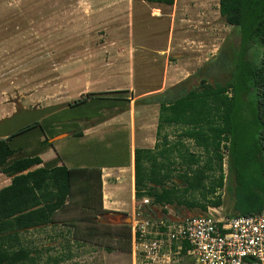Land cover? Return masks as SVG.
I'll return each mask as SVG.
<instances>
[{"label":"rangeland","instance_id":"374dc122","mask_svg":"<svg viewBox=\"0 0 264 264\" xmlns=\"http://www.w3.org/2000/svg\"><path fill=\"white\" fill-rule=\"evenodd\" d=\"M239 40L238 28L221 16L219 0H176L174 5L143 0H0V119L15 112L18 104L42 107L72 102L88 92L130 89L124 94L134 96L126 112L129 117L122 119L134 121L132 144L150 148L157 139L159 104L135 101L136 98L163 92L180 82L183 87L193 88L200 85L203 77L211 83L226 82L231 75L222 69L224 56L217 66L211 61L217 60L221 51L226 54L231 43ZM94 103L102 104L99 100ZM88 106L64 107L41 123L63 121L69 125L66 129H78ZM118 109H108L106 114L116 115L120 113ZM106 128L85 138L74 135L69 140H58L56 151L66 164L71 161L78 165L82 160L119 162L126 158L124 127ZM52 131L60 130L56 126ZM165 131L176 141L181 128L168 127ZM42 136L36 127L10 142L21 149V154L30 155L40 149ZM184 142L192 151L199 150L193 140L186 138ZM10 182L11 178L0 172V189ZM119 182L124 189L121 201L128 210L109 209L110 213L98 218L103 224L118 227L125 223V216L133 214L132 182L125 176ZM221 193L225 205L209 207L207 212L215 208L225 215L232 202L223 190ZM110 201L109 196L108 206ZM140 201L136 200V204ZM150 211L151 215H169L173 219L201 213L172 205L153 206ZM68 229L35 228L23 233V240L43 249L40 264H142L139 259L135 262L132 250L109 252V238L77 244ZM68 236L69 246L65 239ZM68 253L71 257H65ZM57 257L63 259L57 261Z\"/></svg>","mask_w":264,"mask_h":264},{"label":"trees","instance_id":"16d2710c","mask_svg":"<svg viewBox=\"0 0 264 264\" xmlns=\"http://www.w3.org/2000/svg\"><path fill=\"white\" fill-rule=\"evenodd\" d=\"M143 1L174 5L176 0ZM219 9L226 23L238 28L241 44H233L231 54L221 51L211 64L217 66L224 56L222 69L231 76L224 83L203 77L193 88L180 82L143 98L144 103L159 104V118L154 148L135 149V197L149 196L154 205L185 206L206 213L209 207L225 205L223 190L232 202L225 216L233 217L264 209V0H219ZM130 91L88 92L70 106L89 105L82 115L86 128L115 114L107 115L108 109L128 110L134 96L124 94ZM56 126L83 135V127L71 130L63 121L43 125L40 120L0 139V172L11 178L0 189V264H40L43 249L25 244L23 233L49 226H67L77 244L109 238V252L132 250L131 224L119 228L98 220L111 212L104 207L101 167H69L60 163L61 156L45 163L40 150L24 155L10 142L38 127L45 136L41 149L54 147L50 139L60 133L52 131ZM168 127L181 128L178 140L169 138ZM186 138L199 150L192 151ZM69 236L65 238L68 246Z\"/></svg>","mask_w":264,"mask_h":264},{"label":"built area","instance_id":"2783aa9c","mask_svg":"<svg viewBox=\"0 0 264 264\" xmlns=\"http://www.w3.org/2000/svg\"><path fill=\"white\" fill-rule=\"evenodd\" d=\"M224 161L227 172V160ZM152 202L151 197H143L132 214L135 262L264 264V209L230 217L212 208L206 213L173 219L169 215H151L149 209L157 206Z\"/></svg>","mask_w":264,"mask_h":264},{"label":"crops","instance_id":"0c3cea01","mask_svg":"<svg viewBox=\"0 0 264 264\" xmlns=\"http://www.w3.org/2000/svg\"><path fill=\"white\" fill-rule=\"evenodd\" d=\"M159 93V92H157ZM156 94V93H155ZM147 95H153V94H147ZM144 97H141L139 95V98L137 97L135 101H138L140 99H143ZM150 106V105H145V107ZM131 108V107H130ZM129 108V109H130ZM126 110L123 111L122 113H117L116 115H113L111 117H109L108 119L101 121L93 126H89V127H84L82 132L83 135L80 136L82 138L88 137L92 134H97L100 132V130L105 129L106 127H110L113 125L116 126H123L124 131H125V137L127 139V147H126V158H124L123 160L119 161V162H112V161H100V162H86V161H79L78 165H73L71 164L72 162L70 161L69 163H65V161H60V163H65L67 166L71 167V166H84V167H93V166H98L102 168L103 171V192H104V207L110 210H119L121 212L123 211H127L128 208L125 207L124 205L126 204L124 201H121V194L123 193L122 190H124L123 188H121V184L120 182L118 183V180H120V178L123 176H125V178H129L132 182V187H133V203L131 205V210L134 211L135 206H136V197H135V149H136V145L132 144L133 142L130 141L131 138V126L132 123L134 122L133 120H131L130 118L125 121L122 118L126 115V112H129L130 110ZM129 117V116H127ZM158 118H159V111H158ZM83 125L85 126V124L82 123L80 124V126L78 127V129L76 130H81L83 127ZM158 125V122H157ZM107 129V128H106ZM157 132V130H156ZM64 133V134H63ZM61 133V135H64V137L57 139L55 142V146L54 147H50L48 149L42 150V144H40V156L41 158L44 160V162H48L54 158H56L57 156H61L57 153L56 151V146H57V141L58 140H62V139H66L69 140L71 136L73 135L72 131H65ZM59 135V134H57ZM56 135V136H57ZM102 135V134H100ZM104 135V134H103ZM45 138V136L43 135L41 138V141ZM157 138V136H156ZM157 141V139H156ZM156 144V142H154ZM154 144V146H155ZM154 146H150V148H154ZM141 147V146H138ZM37 166H35L34 168H36ZM110 196L111 198V205L108 206L107 205V197ZM119 200L120 204H117ZM109 203V201H108ZM162 216V215H161ZM172 218V217H171Z\"/></svg>","mask_w":264,"mask_h":264},{"label":"water","instance_id":"95a60500","mask_svg":"<svg viewBox=\"0 0 264 264\" xmlns=\"http://www.w3.org/2000/svg\"><path fill=\"white\" fill-rule=\"evenodd\" d=\"M72 102H62L49 104L46 106H34L32 108L24 107L18 104L15 112L9 116L2 117L0 119V139H5L13 134L17 133L20 129L38 122L48 115H51L58 110L70 106ZM64 134V133H63ZM61 134L50 139V142L56 141ZM197 215V214H196ZM192 216V215H190ZM174 219H184V218H174ZM130 220L131 223L128 222ZM133 218L131 216H125L124 224H132Z\"/></svg>","mask_w":264,"mask_h":264},{"label":"flooded vegetation","instance_id":"af4514ba","mask_svg":"<svg viewBox=\"0 0 264 264\" xmlns=\"http://www.w3.org/2000/svg\"><path fill=\"white\" fill-rule=\"evenodd\" d=\"M233 44H234V46H239L241 44V40H239L238 42L235 41V42H232L231 43V45H230V47L228 49V51H229L230 54L232 53V48L231 47H232Z\"/></svg>","mask_w":264,"mask_h":264},{"label":"bare ground","instance_id":"6f19581e","mask_svg":"<svg viewBox=\"0 0 264 264\" xmlns=\"http://www.w3.org/2000/svg\"><path fill=\"white\" fill-rule=\"evenodd\" d=\"M158 13V12H157Z\"/></svg>","mask_w":264,"mask_h":264}]
</instances>
